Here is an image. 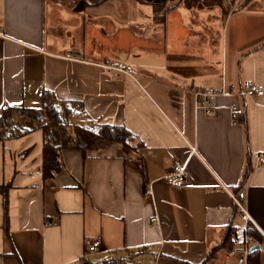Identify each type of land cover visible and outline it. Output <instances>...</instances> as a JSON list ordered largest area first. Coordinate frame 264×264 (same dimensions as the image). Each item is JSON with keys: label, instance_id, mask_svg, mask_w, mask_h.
<instances>
[{"label": "crops", "instance_id": "crops-1", "mask_svg": "<svg viewBox=\"0 0 264 264\" xmlns=\"http://www.w3.org/2000/svg\"><path fill=\"white\" fill-rule=\"evenodd\" d=\"M222 79L263 93L218 96L215 116L194 110L193 92ZM43 92L72 108V123L122 124L135 141L63 148L45 181L42 128L0 136V264H69L92 238V261L264 264V1L224 15L182 0L155 21L139 0H0V114L40 107ZM177 164L179 186L165 178ZM238 189L262 236L245 257Z\"/></svg>", "mask_w": 264, "mask_h": 264}, {"label": "trees", "instance_id": "trees-1", "mask_svg": "<svg viewBox=\"0 0 264 264\" xmlns=\"http://www.w3.org/2000/svg\"><path fill=\"white\" fill-rule=\"evenodd\" d=\"M77 0H69L61 3L72 5ZM103 0H83L85 4H97ZM141 2L152 5L153 18L155 21H162L165 12L178 4L182 0H160ZM189 3L197 8H210L219 6L224 15L229 11L241 8L249 0H242L239 5L232 8L235 0H188ZM240 1V0H238ZM47 92L42 93L43 103L40 107L26 105L3 107L0 114V136L20 135L35 127H41L43 131V149H42V175L46 181L52 178L61 167V150L63 148H77L83 154L89 149H96L104 146L109 141H121L126 146H130L135 141V136L122 124L100 123L81 125L78 122L72 123L69 115L72 108L64 104L56 105L48 100ZM140 143V142H138ZM134 147L136 145H133ZM8 184L0 183V191L6 190ZM235 210L239 212L235 206ZM248 232L254 235L258 241L262 236L256 227L250 223ZM232 245V234L227 232L225 242L221 246L228 249ZM256 250L251 251L254 253ZM69 264H119L115 258H107L98 261H92L83 254L77 261Z\"/></svg>", "mask_w": 264, "mask_h": 264}, {"label": "built area", "instance_id": "built-area-1", "mask_svg": "<svg viewBox=\"0 0 264 264\" xmlns=\"http://www.w3.org/2000/svg\"><path fill=\"white\" fill-rule=\"evenodd\" d=\"M116 68V67H115ZM263 93V88L256 82L251 80H244L242 84L236 85V83L227 81L225 79L221 80V84L217 87H209L205 89H197L193 92L192 96V105L194 110H201L207 116H215L217 115L219 104L216 101L218 96H243V97H254L261 95ZM229 110V117L231 123H237L239 117V107L236 101H231L227 105ZM194 149V147H192ZM258 160L260 162H264V155H259ZM185 173L184 165H174L172 169L165 174V178L168 183L179 186L183 183V175ZM144 193L147 195L152 194V188L150 186H146L144 189ZM231 198L237 207V209L241 212V216L244 219L243 226V239L242 245L237 249L238 252L242 254V257H245L252 243L255 242V238L252 234L248 232V228L250 223L252 222L250 219V215L247 212L246 208V191L245 189H238L236 191H231ZM100 250V242L97 238H92L87 241L85 245V255L90 253H94ZM233 251L228 252V255H232Z\"/></svg>", "mask_w": 264, "mask_h": 264}, {"label": "rangeland", "instance_id": "rangeland-1", "mask_svg": "<svg viewBox=\"0 0 264 264\" xmlns=\"http://www.w3.org/2000/svg\"><path fill=\"white\" fill-rule=\"evenodd\" d=\"M51 1H54V2H57V3H61V2H59V0H51ZM62 1H64V2H67V1H69V0H62ZM251 1H254V0H249L248 2H246L245 4H244V6L243 7H245L246 5H248ZM257 2L258 1H260V0H256ZM261 1H264V0H261ZM240 2H242V0H240V1H238V0H235L234 1V3H233V5H232V8L233 7H235L236 5H239L240 4ZM145 3V2H144ZM255 3V2H254ZM61 4H63V3H61ZM147 4H149V3H147ZM63 5H70V4H63ZM151 5V4H150ZM152 6V5H151ZM93 257V256H92ZM91 257V258H92ZM90 260H92V259H90ZM94 261V260H93Z\"/></svg>", "mask_w": 264, "mask_h": 264}, {"label": "water", "instance_id": "water-1", "mask_svg": "<svg viewBox=\"0 0 264 264\" xmlns=\"http://www.w3.org/2000/svg\"><path fill=\"white\" fill-rule=\"evenodd\" d=\"M147 1H160V0H147ZM259 245L258 244H253L250 246V251H254L255 249H259Z\"/></svg>", "mask_w": 264, "mask_h": 264}]
</instances>
